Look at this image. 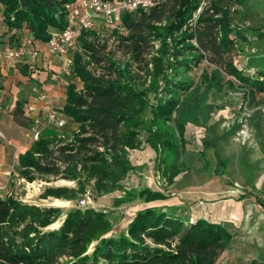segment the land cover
<instances>
[{
  "label": "trees",
  "instance_id": "obj_1",
  "mask_svg": "<svg viewBox=\"0 0 264 264\" xmlns=\"http://www.w3.org/2000/svg\"><path fill=\"white\" fill-rule=\"evenodd\" d=\"M65 1L0 0L9 33L0 43H19L22 30L46 43L50 28L65 26ZM203 2L161 0L147 11L125 14L121 22L126 34L118 40L128 59L122 66L104 54L100 40L96 45L94 32L82 34L83 52L105 65L107 74L93 75L77 53L71 69L74 79L64 88L63 110L79 126L81 136L71 143L58 140L55 144L42 136L19 156L20 174L29 182L36 179L30 174L34 171L38 176L74 183V187L46 188L41 199L76 200L86 193L87 183H93L97 196L121 188L132 170L129 152L141 146L142 128L148 133L147 144L158 152L156 168L159 171L162 166L167 185L193 172L185 158L186 125L197 119L190 112L191 105L181 107L179 95L191 87L187 73L207 58V52L215 66L206 76L208 91L220 83L223 72L246 86L248 97L264 93V50L246 57L245 66L233 63L239 50L253 45L249 37L264 42V23L246 27L235 23V15L240 22L245 20L235 7H245L248 0H209L202 7ZM19 64L24 73L32 71L31 65ZM132 65L140 72L152 66L151 87L132 83ZM180 108L181 117L169 124ZM11 113L16 124L29 125L23 101L17 102ZM209 148L213 149L212 170L205 154ZM196 150L202 157L200 172L220 178L225 175L228 161L220 156L216 141L211 145L204 140ZM165 158L170 162L165 163ZM138 197L145 203L166 198L149 189L141 190ZM253 197L264 212V194ZM129 201L120 197L113 205L118 208ZM61 215L59 208L39 207L11 197L0 199V264H216L240 232L232 222L220 223L209 213L184 219L171 209L152 206L138 210L126 229L113 235L109 213L94 208H73L58 228L50 229Z\"/></svg>",
  "mask_w": 264,
  "mask_h": 264
},
{
  "label": "rangeland",
  "instance_id": "obj_2",
  "mask_svg": "<svg viewBox=\"0 0 264 264\" xmlns=\"http://www.w3.org/2000/svg\"><path fill=\"white\" fill-rule=\"evenodd\" d=\"M235 10L241 12L245 19L242 23L237 20L236 15L234 16V21L239 26H256L264 23V0H248L245 7L236 6ZM25 31L18 34L20 42L29 36V33L27 34ZM93 32L96 45L98 46L97 39L100 40L99 45L105 47L104 54L108 55L118 66H122L128 56L119 46L118 39L121 33L111 31L105 26ZM8 34L0 36V41L6 40ZM249 39L253 45L243 47L233 57V63L237 67L245 66L246 57L256 56L255 54H261L264 50V42H259L255 38L249 37ZM157 47L158 43H156L155 49ZM206 55L207 58L200 61L187 73L192 85L188 90L181 91L179 95L181 107L186 108L191 105L190 112L195 114L197 119L195 124L188 123L186 125L188 145L185 158L194 171L178 176L174 184L167 185L166 181L162 179V166L159 171L156 168L160 159L158 152L149 147L147 144L148 133L145 128H142L139 134L141 146L129 152L132 170L121 184V188L115 192L97 196L93 190V183H87L86 192L91 194V200L85 208L95 207L96 210L109 213L113 225L110 235L124 231L134 214L148 206L171 209L184 219L191 218V215L195 219V217L205 216L206 213H209L212 217L217 218L218 222L236 223L235 227L240 229L235 243L222 254L216 264H250L252 261L261 264L264 262V212L253 196L264 194V93H255L248 97L247 87L223 72H220V83L211 92L208 91L206 76H210L215 66L209 62L210 54L207 52ZM82 57L87 70L93 75L107 74L105 65L101 62L97 64L90 55L83 51ZM40 60L39 58L37 62H41ZM131 71L132 83L135 86L151 87V65L142 72L132 65ZM158 83L162 84L160 81ZM30 84L29 89L33 87V82L31 81ZM231 85L234 88H231ZM149 99L152 100L151 94ZM63 102L61 105L57 101V108H64L65 101ZM181 114L182 108L172 116L169 124H173L181 117ZM77 135L81 136L79 126L69 122L61 130L53 126L48 127L44 131L43 138L51 141V144L57 143L58 140L71 143ZM204 140L209 141L211 145L216 141L220 156L228 161L225 175L221 178L200 172L203 163L196 146L202 144ZM3 146L5 145L0 143V153L5 151ZM205 154L211 162L210 170H212L214 165L213 149H206ZM160 155L163 156L164 153L162 152ZM7 157L9 160H7L6 166L12 162V155L7 154ZM169 162L170 159L165 158V163ZM0 171L3 173L8 171L2 160H0ZM30 174L36 177L34 188L19 181V176H21L19 169L11 173L10 176L5 175V179L10 178V181L7 182L10 188V197L39 207H61L51 203L55 199H41L46 188L57 186L56 181L48 176H38L34 171H30ZM227 181L232 183L231 187L226 185ZM0 182L4 183L5 181L0 179ZM40 183L44 184L40 188V192H37V184ZM64 186L74 187L71 184H64ZM143 189L162 191L166 198L161 201L145 203L138 197L139 192ZM129 193H133L134 196H129ZM120 197H128L130 201L117 208L113 205V201ZM77 200L73 203L75 208ZM95 204L98 205L94 206ZM70 205L72 204L62 206L63 210L59 208L63 213L51 225L50 229L60 226L65 217L64 211Z\"/></svg>",
  "mask_w": 264,
  "mask_h": 264
},
{
  "label": "built area",
  "instance_id": "obj_3",
  "mask_svg": "<svg viewBox=\"0 0 264 264\" xmlns=\"http://www.w3.org/2000/svg\"><path fill=\"white\" fill-rule=\"evenodd\" d=\"M159 1L161 0H66L63 5L65 13L63 28H50L46 43L36 41L29 35L30 37L17 44L0 45V60L5 63H28L31 65V74L36 75L39 69L36 63L39 58L41 59L44 55L56 57L61 61V65L58 72L50 75V80L65 88L74 79L71 71L73 59L77 53L82 54L80 37L84 32L98 31L100 27L105 26L111 31L126 34L121 22L122 17L139 10L147 11ZM206 1L209 0H204L202 7ZM3 10L4 6L0 3V26L5 27ZM41 45H44V49ZM32 75L29 76V81L33 80V87L30 89L31 101L23 106V114L29 117L30 122L28 126L20 129L22 139L30 144L38 142L48 127L53 126L61 130L72 122L62 107L57 108L55 95L42 91L39 83H36L37 78ZM0 143L13 149L12 162L8 166L7 175L10 176L15 170H20L19 156L24 152L21 153V147L15 145L2 130H0ZM19 181L34 188L35 180L29 182L26 178L19 176ZM55 181L57 186L74 185L71 181ZM7 182L9 181L0 182V199L11 196ZM43 184H37V192H40ZM90 200L91 194L86 192L78 198L76 208L84 209Z\"/></svg>",
  "mask_w": 264,
  "mask_h": 264
},
{
  "label": "crops",
  "instance_id": "obj_4",
  "mask_svg": "<svg viewBox=\"0 0 264 264\" xmlns=\"http://www.w3.org/2000/svg\"><path fill=\"white\" fill-rule=\"evenodd\" d=\"M5 28L6 27L0 26V36L6 33L7 30H5ZM41 46L42 49H44V45ZM40 61L41 62L36 63L38 64L37 66L39 68L37 70V74L32 75L29 69H27L24 73L22 69H20L19 62L5 63L4 61L0 60V130H2L15 145L21 147V153L26 152L29 149V145L31 144L22 139L20 134L21 126L14 122L11 112L17 102L23 101L24 106V104L31 101V88L29 89L31 81H29V76L32 75L34 78H37L36 83H39L42 91L55 95L56 103L58 101L62 105L64 103L63 100H65L64 87L61 84L59 85V83L54 84L50 80V75L52 73L58 72L61 61L56 57H47L46 55H44ZM3 148L5 149V151L4 153H0V160H2L5 167L8 168L9 165L6 166L7 160H9L7 154L12 155L13 149L7 146H3ZM5 175H8V171L7 173H3L2 171H0V179H3L4 181H10L9 177L6 179L4 178ZM151 191L161 192L163 195H165L162 191L159 190ZM65 202L72 205L66 207L67 209H65L64 211V216L69 210L75 208V206H73L75 200ZM97 205L98 204H95L94 206ZM59 208L63 210V207ZM93 208L95 209V207ZM232 224L233 226H237L236 223Z\"/></svg>",
  "mask_w": 264,
  "mask_h": 264
},
{
  "label": "bare ground",
  "instance_id": "obj_5",
  "mask_svg": "<svg viewBox=\"0 0 264 264\" xmlns=\"http://www.w3.org/2000/svg\"><path fill=\"white\" fill-rule=\"evenodd\" d=\"M62 183H64V182H62ZM53 205H55V206H66L68 203L67 202H65V201H62V200H54L53 202H51Z\"/></svg>",
  "mask_w": 264,
  "mask_h": 264
}]
</instances>
